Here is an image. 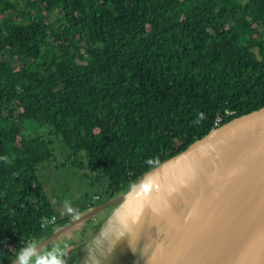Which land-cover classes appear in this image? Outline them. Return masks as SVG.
<instances>
[{
  "label": "trees",
  "instance_id": "trees-1",
  "mask_svg": "<svg viewBox=\"0 0 264 264\" xmlns=\"http://www.w3.org/2000/svg\"><path fill=\"white\" fill-rule=\"evenodd\" d=\"M0 51V264L64 224L38 172L48 136L110 197L264 105V0H0ZM53 243L27 264H56Z\"/></svg>",
  "mask_w": 264,
  "mask_h": 264
},
{
  "label": "water",
  "instance_id": "water-1",
  "mask_svg": "<svg viewBox=\"0 0 264 264\" xmlns=\"http://www.w3.org/2000/svg\"><path fill=\"white\" fill-rule=\"evenodd\" d=\"M256 128L259 130L254 134ZM262 128L264 105L216 125L188 143L183 150L168 157L155 168L143 172L126 191H119L110 196L128 193L132 185L141 183L142 187L151 183L153 176L164 167L166 161L173 158L183 163L192 161L191 167L200 170L203 168L204 160L213 157L219 159L228 142L233 139L235 141L241 135L246 136L233 152L228 151L230 160L227 166L226 161H219L220 167H225H221L220 171L214 174L213 184L203 198L209 199L212 193L211 199L206 206L202 203L200 207L198 206L199 212L197 209L194 210L190 222L173 241L170 253L163 264L169 261L182 233L193 228L192 223L196 215L203 210H205L203 220L194 232L188 251L178 264H264V137L263 143L259 142L255 153L249 152L257 143ZM180 143L177 142L178 145ZM142 193L143 191L134 192L124 198L120 212L128 209ZM143 198L140 201L139 213L141 216L145 210V215L148 216L152 200L144 204ZM63 225L65 227L66 222ZM60 227L38 246L51 241ZM80 246L84 249V255L79 264L86 255V247L83 244ZM17 262L15 259L10 264ZM98 263L99 261L95 260L92 264Z\"/></svg>",
  "mask_w": 264,
  "mask_h": 264
},
{
  "label": "rangeland",
  "instance_id": "rangeland-1",
  "mask_svg": "<svg viewBox=\"0 0 264 264\" xmlns=\"http://www.w3.org/2000/svg\"><path fill=\"white\" fill-rule=\"evenodd\" d=\"M0 58L12 61L14 57H9L6 51H0ZM37 130L44 133L46 127L40 126L37 127ZM258 130L259 128H256L253 133L256 134ZM47 139H52L53 156L48 162L38 167V172L43 189L56 210V217H52L51 220L57 218L60 222H66L65 227L64 225L62 228L59 225L56 227V229L60 228L51 239V242L54 240V246H57L60 251V255L55 257L54 263L69 264L68 260L71 258L69 253L73 248L83 244L86 247V255L81 260V264H92L95 260L99 261L98 264H148L150 254L155 250V245L160 240L158 233L151 231V228L158 226L157 223L155 224L157 220L167 218V207L161 200L156 199L151 202L148 216L145 215V210L140 216V201L145 194V188L141 187V183L132 185L128 193L116 194L107 199L108 196H103L100 185L90 182L93 180V174L86 167L77 168L69 162L66 158L67 151L56 141L59 138L48 136ZM214 166H218L216 157L203 161V167ZM171 182L172 186L178 183L177 179H173ZM182 188L188 193L186 184H183ZM138 191H143V193L128 209L120 212L123 199ZM197 193L199 194L200 191L198 190ZM83 195H89L90 201L83 202L81 200ZM211 196L212 193L209 199H202V205L206 206ZM152 197L153 193L148 198L145 197L142 202L147 204ZM194 199L196 205L199 199L197 196ZM78 206L84 208L82 207L80 212L78 211L69 218V210L71 209L72 213L73 209ZM199 207H195L197 212L200 210ZM156 238L157 243L155 244ZM39 249L40 246H37L25 255L17 257L16 260L20 264H23L24 261L28 263L31 259L30 255ZM80 256L81 254H77L76 259Z\"/></svg>",
  "mask_w": 264,
  "mask_h": 264
},
{
  "label": "crops",
  "instance_id": "crops-1",
  "mask_svg": "<svg viewBox=\"0 0 264 264\" xmlns=\"http://www.w3.org/2000/svg\"><path fill=\"white\" fill-rule=\"evenodd\" d=\"M245 139L246 136L241 135L235 141L233 139L228 142L222 151V155H219L218 166L203 167L200 170H195L190 166L181 174L175 173L170 168L164 169V166L153 176L151 183L143 185L145 188L144 196L153 193L151 200L159 199L167 207V218L165 220H157L155 224L157 223L158 226L151 228V231L158 233V239L160 240L157 243L156 238L155 244H157L155 245V250L150 254L148 264H163L170 253L173 241L190 222L195 207L201 204L202 199L209 192L215 178L214 176L220 171L221 167H225H220L219 161H226L227 166L230 160L228 151L233 152L240 142ZM173 179L178 181L175 186L171 185ZM183 184L188 186V193L182 188ZM198 190L200 191L199 194L197 193ZM195 196L199 199L196 205L194 203Z\"/></svg>",
  "mask_w": 264,
  "mask_h": 264
},
{
  "label": "bare ground",
  "instance_id": "bare-ground-1",
  "mask_svg": "<svg viewBox=\"0 0 264 264\" xmlns=\"http://www.w3.org/2000/svg\"><path fill=\"white\" fill-rule=\"evenodd\" d=\"M263 137H264V128H262L261 131L259 132V138H257L258 139L257 143H255V145L249 149V152L251 154L255 153V151L257 150V146H258L260 141H261V143H263V141H262ZM191 164H192V161H190L189 163H183V162H178L176 160V158H173V159L166 161V163L164 165L165 166L164 169L170 168L175 173L181 174V173L185 172L191 166ZM150 194H152V193H150ZM150 194L144 196V198L145 197L148 198ZM204 214H205V210H203L202 213L197 214L195 217V220L192 223V226L194 224L193 228L192 229L190 228L191 230L186 229V231H184L182 233L181 237L179 238L177 245L175 246L173 254L171 255L169 261L166 264H178L179 263L182 256L186 253V251H188L190 243H191V239L194 235V232L197 230L198 225L203 220Z\"/></svg>",
  "mask_w": 264,
  "mask_h": 264
},
{
  "label": "built area",
  "instance_id": "built-area-1",
  "mask_svg": "<svg viewBox=\"0 0 264 264\" xmlns=\"http://www.w3.org/2000/svg\"><path fill=\"white\" fill-rule=\"evenodd\" d=\"M224 113H225V114H230L231 111H225ZM220 119H221V117H219V115H217L216 118L214 119L213 124H214L215 126L218 125ZM50 221H52V220L50 219Z\"/></svg>",
  "mask_w": 264,
  "mask_h": 264
},
{
  "label": "clouds",
  "instance_id": "clouds-1",
  "mask_svg": "<svg viewBox=\"0 0 264 264\" xmlns=\"http://www.w3.org/2000/svg\"><path fill=\"white\" fill-rule=\"evenodd\" d=\"M23 264H27V262H26V261H24V262H23Z\"/></svg>",
  "mask_w": 264,
  "mask_h": 264
}]
</instances>
